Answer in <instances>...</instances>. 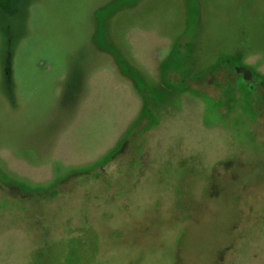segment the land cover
I'll return each instance as SVG.
<instances>
[{
	"label": "rangeland",
	"instance_id": "obj_1",
	"mask_svg": "<svg viewBox=\"0 0 264 264\" xmlns=\"http://www.w3.org/2000/svg\"><path fill=\"white\" fill-rule=\"evenodd\" d=\"M0 264H264V0H0Z\"/></svg>",
	"mask_w": 264,
	"mask_h": 264
},
{
	"label": "flooded vegetation",
	"instance_id": "obj_2",
	"mask_svg": "<svg viewBox=\"0 0 264 264\" xmlns=\"http://www.w3.org/2000/svg\"><path fill=\"white\" fill-rule=\"evenodd\" d=\"M240 69H242L243 70V76L246 78V79H248L249 80V82L248 83H251V82H256V83H259L258 81V76L256 75V74H254L251 70H248L247 68H240ZM135 83V85L137 86L138 85V83L135 81L134 82ZM250 87H251V85H250Z\"/></svg>",
	"mask_w": 264,
	"mask_h": 264
}]
</instances>
